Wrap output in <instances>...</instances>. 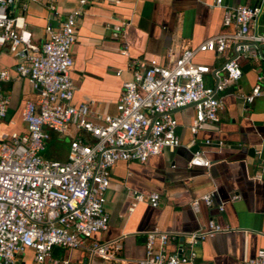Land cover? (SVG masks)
I'll return each mask as SVG.
<instances>
[{"label": "built area", "instance_id": "2783aa9c", "mask_svg": "<svg viewBox=\"0 0 264 264\" xmlns=\"http://www.w3.org/2000/svg\"><path fill=\"white\" fill-rule=\"evenodd\" d=\"M56 1L0 0V47L13 57L11 70L26 80L34 95L33 99L24 100L20 109L23 129L4 130L8 99L2 83L9 79L10 69L0 68V264H25L20 262V256L26 250H31L32 261L40 264L49 258L54 247L117 259L118 242L89 240L107 227L103 202L111 166L118 160L144 162L162 149L175 147L177 123L172 113L178 109L192 106V133L205 123H218L223 108L219 93L240 77L241 67L237 55L225 60L220 68L222 75L208 86L203 75L211 68L193 61L197 52L222 53L229 42L237 39L259 42L264 48V31L249 33L261 6L224 8L221 23L232 27V31L208 37L195 47L182 48L167 65L155 59L129 60L130 77L121 83L115 113L94 114L85 103L70 104L75 89L70 78V49L83 8L97 0H77L63 15L57 11ZM220 1L213 2L218 6ZM30 3L42 4L48 14L38 38L27 27L25 16ZM108 26L110 37L119 43V53L128 56V43L123 37L125 23ZM261 95L264 71L239 97L246 105ZM70 126L75 132L67 143L64 159L45 156L50 135L67 134ZM189 163L209 165L201 151H195ZM131 196V208L138 201L155 207L159 198L156 193L142 195L135 191ZM200 201L210 206L211 194L193 198V211H197ZM217 210L221 211L222 206L218 205ZM221 230L210 218L206 229L184 235L147 231L143 257L135 264H195L199 242ZM169 239H180L184 248L166 252ZM57 263V259L51 260V264ZM61 263L66 264V260ZM241 264H264V250H256Z\"/></svg>", "mask_w": 264, "mask_h": 264}, {"label": "crops", "instance_id": "0c3cea01", "mask_svg": "<svg viewBox=\"0 0 264 264\" xmlns=\"http://www.w3.org/2000/svg\"><path fill=\"white\" fill-rule=\"evenodd\" d=\"M77 0H57L56 9L63 15ZM97 0L83 8L77 19L75 40L70 49L73 64L70 78L75 89L72 106L85 103L94 114H114L121 93L122 81L130 77L127 67L131 59H155L169 64L184 47H195L208 37L232 27L221 23L224 8L255 5L261 0ZM261 5V9H262ZM27 27L34 38L40 37L48 14L40 3H30L26 12ZM124 22V39L128 56L119 53V43L110 37L109 24ZM264 31V13L254 18L249 33ZM243 42L248 48L241 46ZM237 55L240 77L219 93L223 108L217 124L205 123L195 133L189 126L192 106L172 113L176 120L174 133L178 144L162 149L144 162L116 161L109 171L103 210L107 214L106 229L94 233L89 240L118 242L117 259L89 256L80 249L52 248L49 258L66 260V264H135L143 257L145 233L157 230L175 235L206 229L212 218L222 228L207 236L196 246L195 264H241L243 258L264 250V95L244 105L239 97L247 93L258 73L264 71V48L251 40H232L222 53L197 52L193 61L211 68L203 75L212 86L222 75V63ZM254 55V56H252ZM13 57L0 47V68H8L9 79L2 83L7 95L4 130H22L19 120L24 100L33 99L28 83L11 70ZM116 71H120L116 75ZM17 119V121L15 120ZM51 134L48 145L59 147L44 150L50 158L64 159L67 143L74 135ZM66 142H62L63 140ZM207 141V142H205ZM62 158L57 157V151ZM195 151H201L208 167L189 163ZM158 194L157 205L138 201L131 208V192ZM210 193L212 204L201 201L197 211L190 201ZM222 210L218 211L217 206ZM184 248L180 239H169L168 253ZM20 262L32 261V251L26 250Z\"/></svg>", "mask_w": 264, "mask_h": 264}, {"label": "rangeland", "instance_id": "374dc122", "mask_svg": "<svg viewBox=\"0 0 264 264\" xmlns=\"http://www.w3.org/2000/svg\"><path fill=\"white\" fill-rule=\"evenodd\" d=\"M15 120L17 121V119H15ZM62 142H66V140L64 139ZM60 147H61L60 145H59V147H54V146L48 145L47 148H46V150L49 149V148L57 149V148H60ZM57 152H58V153H57V157H58V158H62V156H63V155H62V152L59 151V150H58Z\"/></svg>", "mask_w": 264, "mask_h": 264}, {"label": "water", "instance_id": "95a60500", "mask_svg": "<svg viewBox=\"0 0 264 264\" xmlns=\"http://www.w3.org/2000/svg\"><path fill=\"white\" fill-rule=\"evenodd\" d=\"M255 4H257V3H255ZM257 5H260V6L262 5L263 6L262 7V11L264 13V0L259 1V3ZM242 46H249V44L247 42H243V45Z\"/></svg>", "mask_w": 264, "mask_h": 264}]
</instances>
